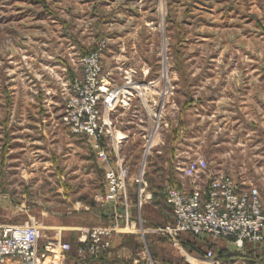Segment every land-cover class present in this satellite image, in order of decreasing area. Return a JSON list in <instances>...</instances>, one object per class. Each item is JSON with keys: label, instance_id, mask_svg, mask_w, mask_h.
<instances>
[{"label": "rangeland", "instance_id": "374dc122", "mask_svg": "<svg viewBox=\"0 0 264 264\" xmlns=\"http://www.w3.org/2000/svg\"><path fill=\"white\" fill-rule=\"evenodd\" d=\"M96 50L108 89L130 88L129 101L103 108L121 141L110 153L130 168V208L142 164L154 199L140 206L143 230L122 231L136 257L85 264H264V240L237 247L175 233L165 202L172 181L205 190L214 173L246 176L264 195V0H0V223L32 217L45 226L40 247L69 242L66 263H84L70 235L42 218L57 226L103 186L92 140L61 121L81 60ZM193 157L206 173L172 179L170 163L162 168Z\"/></svg>", "mask_w": 264, "mask_h": 264}, {"label": "built area", "instance_id": "2783aa9c", "mask_svg": "<svg viewBox=\"0 0 264 264\" xmlns=\"http://www.w3.org/2000/svg\"><path fill=\"white\" fill-rule=\"evenodd\" d=\"M105 46L101 44V48ZM100 57L101 51L96 50L81 60V76L71 84L72 95L61 115L62 123L71 133L92 140L96 162L103 171L105 181V193L98 197L101 203L112 207L108 224L80 228L75 248L80 258H97L107 254L114 235L124 230H136L137 223L143 230L140 216L133 217L130 210L128 162L110 153L121 141L114 136V126L106 113L117 103L129 101L130 88L123 85L119 90L108 89L101 77ZM133 84L132 87L142 90V85ZM145 111L148 117L157 118L153 110ZM156 128L157 125L153 126V130ZM143 165L134 177L138 209L153 199L143 179ZM175 169L182 177L193 178L206 173L208 163L200 157H193L183 165L177 161ZM206 184L205 190L198 187L189 191L175 187L166 189L165 202L172 211L175 233L225 238L233 240L237 247L246 241L264 240V206L257 187L245 185L223 173H214ZM43 229V224L32 217L22 223H0V264H67L65 253L70 250V244L55 239L56 243L50 240L40 247Z\"/></svg>", "mask_w": 264, "mask_h": 264}, {"label": "crops", "instance_id": "0c3cea01", "mask_svg": "<svg viewBox=\"0 0 264 264\" xmlns=\"http://www.w3.org/2000/svg\"><path fill=\"white\" fill-rule=\"evenodd\" d=\"M183 128H185V127H183ZM114 129H115V127H114ZM132 157H133V155L131 156V158ZM136 157H133V158L136 159ZM148 159H149V157H147L146 163L149 162ZM171 162H172V159H169V162H167L165 160L163 162L162 168H163V170L164 169L166 170V168L168 167L167 164L170 163V174L169 175L173 179V178H175L174 175L175 174L179 175V173L171 168ZM99 168H100V166H99ZM146 171L147 170H145V179H146ZM148 171H147V173H148ZM102 175H103V173H102ZM238 180L240 182L244 183L245 185H249L250 184L249 182H251L248 180V178L246 176H241V177H239ZM129 185H130V193H135L133 195L134 206H132L130 208L132 216L133 217H136L138 215L140 216V209H138L136 206V198H137L136 189H137V186L135 185V190H133V188H132L133 184H129ZM200 185H203V183H197V186H200ZM190 186H192V185L186 184V191H189V189L191 190V188H193V186L191 188H190ZM259 192H260V196H261L263 206H264L263 192H262V190L261 191L259 190ZM104 193H105V181H104V177H103V186L101 189H98L96 192H94L93 197H92V201H93L92 205L91 204L90 205L84 204L82 202L81 203L77 202L75 205H73L74 210H71L70 212L63 213L61 215L62 217L58 220V222H53L57 226L47 225V223H45V222H47L46 217L42 218V222L44 224H46V227L60 228L61 231L59 232V234L61 235V237H63V239H64L65 235H70V239L68 241L73 240L76 242L78 237H79L80 228L86 227V226H94V225H105V224L109 223V219L112 215V207L108 203H101L102 200L100 197H98V196L103 195ZM153 194H154V192H153ZM153 199H154V197H153ZM130 203H131V201H130ZM150 203L151 202L145 203L144 205H142L141 209ZM132 208L134 209V212H133ZM141 221H142V218H141ZM126 235L127 234H125L124 232H119V233L115 234L113 239H112V248L110 249V251L107 254H105L106 257L103 255L100 258H102L104 260L106 258V260H107V257H108L107 261L112 262L113 259L114 260H122L123 258L133 259V256L136 257V255L139 254V252H138L139 250L135 247H133V249L132 248L129 249L130 245H128L129 242H126V240H127ZM134 239H136V236L132 237V240H134ZM259 244L262 247L264 245V241L262 243H259ZM255 246H256V248L261 249V247L259 248V246L258 247H257V245H255ZM258 253H259V250L255 251V253H253V255H256L258 257L259 256ZM263 256H262V258H264ZM150 257H151L153 264H157L156 259L152 256H150ZM98 258L99 257L94 258V259H98ZM188 258L190 260H192V257L188 256ZM239 258L241 261H239V262L235 261L236 264H238V263L239 264H245V262L243 260H245V261L250 260L249 258H245V257L244 258L239 257ZM89 260H92V259L88 258L87 261H89ZM193 260H195V259H193ZM87 261L83 260V262H84L83 264L90 263ZM95 262L96 261L93 260V264H95Z\"/></svg>", "mask_w": 264, "mask_h": 264}, {"label": "trees", "instance_id": "16d2710c", "mask_svg": "<svg viewBox=\"0 0 264 264\" xmlns=\"http://www.w3.org/2000/svg\"><path fill=\"white\" fill-rule=\"evenodd\" d=\"M172 184H173V187H175L176 189H179V187L178 186H176V185H174L175 183H173V181H172ZM154 197V196H153ZM76 246H77V243L75 244V247H74V249H73V253L76 255V252H75V248H76ZM112 248V247H111ZM77 256V255H76ZM78 257V256H77ZM80 258V257H79ZM86 258H90V259H92V258H95V257H89V256H85L84 258H80V260H85Z\"/></svg>", "mask_w": 264, "mask_h": 264}, {"label": "bare ground", "instance_id": "6f19581e", "mask_svg": "<svg viewBox=\"0 0 264 264\" xmlns=\"http://www.w3.org/2000/svg\"><path fill=\"white\" fill-rule=\"evenodd\" d=\"M149 146H150V144H149Z\"/></svg>", "mask_w": 264, "mask_h": 264}]
</instances>
